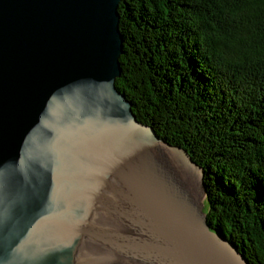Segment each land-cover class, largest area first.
<instances>
[{"label":"water","instance_id":"water-1","mask_svg":"<svg viewBox=\"0 0 264 264\" xmlns=\"http://www.w3.org/2000/svg\"><path fill=\"white\" fill-rule=\"evenodd\" d=\"M119 2L0 0V264H249L115 86Z\"/></svg>","mask_w":264,"mask_h":264},{"label":"trees","instance_id":"trees-1","mask_svg":"<svg viewBox=\"0 0 264 264\" xmlns=\"http://www.w3.org/2000/svg\"><path fill=\"white\" fill-rule=\"evenodd\" d=\"M116 88L203 171L205 215L264 264V0H120Z\"/></svg>","mask_w":264,"mask_h":264},{"label":"rangeland","instance_id":"rangeland-1","mask_svg":"<svg viewBox=\"0 0 264 264\" xmlns=\"http://www.w3.org/2000/svg\"><path fill=\"white\" fill-rule=\"evenodd\" d=\"M199 202L201 203H203V205H204V202H205V196L203 195L202 197H201V199L199 200ZM205 213V212H204Z\"/></svg>","mask_w":264,"mask_h":264}]
</instances>
